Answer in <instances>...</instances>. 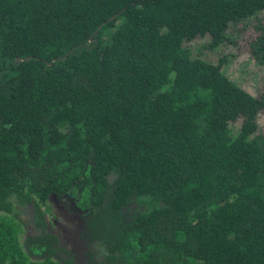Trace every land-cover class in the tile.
Masks as SVG:
<instances>
[{
  "label": "trees",
  "instance_id": "obj_1",
  "mask_svg": "<svg viewBox=\"0 0 264 264\" xmlns=\"http://www.w3.org/2000/svg\"><path fill=\"white\" fill-rule=\"evenodd\" d=\"M0 264H264V0H0Z\"/></svg>",
  "mask_w": 264,
  "mask_h": 264
},
{
  "label": "rangeland",
  "instance_id": "obj_2",
  "mask_svg": "<svg viewBox=\"0 0 264 264\" xmlns=\"http://www.w3.org/2000/svg\"><path fill=\"white\" fill-rule=\"evenodd\" d=\"M248 81L255 82L252 78H249ZM42 208L46 212L51 228L59 234L61 244L77 255L78 262H83L84 249L82 239L80 238L82 224L79 219L76 216H71L65 210L64 204L60 203L56 198H50L43 204ZM12 215L19 222L24 239L34 233L32 207L17 205Z\"/></svg>",
  "mask_w": 264,
  "mask_h": 264
},
{
  "label": "flooded vegetation",
  "instance_id": "obj_3",
  "mask_svg": "<svg viewBox=\"0 0 264 264\" xmlns=\"http://www.w3.org/2000/svg\"><path fill=\"white\" fill-rule=\"evenodd\" d=\"M32 212H33V210H32ZM49 226H50V224H49ZM33 227H34V226H33ZM34 229H35V230H34V233H35L36 231H38L35 227H34ZM50 231H51V232H54L53 229L51 228V226H50ZM54 233H56V232H54ZM32 234H33V233H32ZM30 235H31V234H30ZM30 235H28V236H30ZM58 235H59V234H58ZM28 236H27V237H28ZM80 238H81V237H80ZM23 239H24V238H23ZM60 239H61V238H60ZM81 239H82V243H83V249H84V251H85V250H86L85 247L87 246V243H86V241H85L83 238H81ZM74 254H75V253H74ZM83 255H84V254H83ZM84 257H85V259H84V261H85V260H86V256L84 255ZM81 263H82V262H81ZM83 263H84V262H83Z\"/></svg>",
  "mask_w": 264,
  "mask_h": 264
}]
</instances>
